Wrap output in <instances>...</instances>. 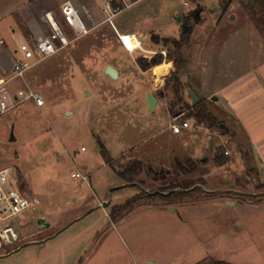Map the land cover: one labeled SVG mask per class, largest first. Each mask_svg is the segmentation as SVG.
Listing matches in <instances>:
<instances>
[{
    "label": "rangeland",
    "instance_id": "rangeland-1",
    "mask_svg": "<svg viewBox=\"0 0 264 264\" xmlns=\"http://www.w3.org/2000/svg\"><path fill=\"white\" fill-rule=\"evenodd\" d=\"M63 1L0 0V11L7 13L0 19V60L7 71L11 52L29 34L49 31L48 10L64 25ZM72 1L94 28L15 80L16 87L39 91L43 106L26 100L0 115V169L16 170L21 190L38 200L49 222L43 227L39 212L28 209L18 240L0 239V264L247 263L261 257L264 108L242 94L232 99L233 91L247 90V79L223 91L245 113L240 118H229L219 100L197 94L220 121L210 126L188 117V107L171 106V61L146 68L138 61L156 53L164 57L169 45L162 38L179 37L181 24L190 21L191 41L182 49L189 73L183 77L208 89L235 78L264 59V12L256 0L251 7L244 0H138L111 21L101 10L103 18H87L96 0ZM108 66L118 77L106 73ZM185 79L180 94L192 105L187 89L194 86ZM147 88L162 94L164 105L159 100L150 109ZM179 114L176 122L188 120L190 126L175 133L170 122ZM137 160L168 171L167 179L145 171L130 183L118 175ZM177 161L196 168L186 173ZM77 169L89 183L72 176ZM187 179L195 184L159 194ZM133 197L127 209L113 211Z\"/></svg>",
    "mask_w": 264,
    "mask_h": 264
},
{
    "label": "built area",
    "instance_id": "built-area-1",
    "mask_svg": "<svg viewBox=\"0 0 264 264\" xmlns=\"http://www.w3.org/2000/svg\"><path fill=\"white\" fill-rule=\"evenodd\" d=\"M138 0H105L103 11L108 15L104 20L111 19L124 9L131 7ZM60 11L64 20V25L52 16H46L49 31L40 36L29 34L18 49L13 51L11 68L4 69L0 63V115L6 113L26 100H33L38 106L45 104L42 94L31 88L16 87L15 80L24 79L26 72L40 61L52 56L58 51L68 46L74 39L89 33L94 27L90 26L77 7L69 0L60 5ZM45 18V17H44ZM87 18L93 19V15L88 12ZM73 33L71 37L67 31ZM4 43L0 39V47ZM20 53V55H17ZM165 82V79H161ZM181 115L173 117L170 127L173 132L179 133L182 128L189 127V121L184 120L182 124L176 122ZM84 149V148H83ZM76 179L88 182V174L80 170L72 173ZM38 200L28 198L19 186V176L13 167L0 169V239L12 244L19 238L20 223L26 221V211L36 210Z\"/></svg>",
    "mask_w": 264,
    "mask_h": 264
},
{
    "label": "trees",
    "instance_id": "trees-1",
    "mask_svg": "<svg viewBox=\"0 0 264 264\" xmlns=\"http://www.w3.org/2000/svg\"><path fill=\"white\" fill-rule=\"evenodd\" d=\"M247 1L248 5H250L251 0H244ZM256 4L262 12H264V0H256ZM202 11V8L199 7L197 10L193 12V17L195 18V22H198L200 19V13ZM194 24L190 21H185L181 24V34L179 37H164L162 38V41L164 44L169 45V48L167 49L166 55L163 57L161 53H156V55L152 59H146L144 57H141L138 59L139 63L144 67H148L150 65L158 64L163 61H172L174 65V71H172L169 79H167V83L172 86L173 91L176 94V101L171 105L172 107L176 106L177 104H181L184 107H188L189 113L187 114L188 117L193 118L195 122L199 124H207L210 126H217L219 125V120L217 116L212 113L206 103V101L198 96V99L195 103L192 105H189L183 98V96L180 94L182 91L184 85L181 81L180 72H183L187 69V62L186 59L183 56L182 49L185 45L189 44L191 41V36L193 32ZM157 41L159 39L157 38ZM220 157H217L219 159ZM225 161H222L220 163H224ZM109 163H111L109 161ZM177 164L184 172H190L192 168L187 169L180 161H177ZM191 167V164L189 165ZM195 167V166H194ZM196 168V167H195ZM194 168V169H195ZM192 169V170H194ZM147 172L149 174H153V178L155 180H165L168 176V171L160 170L156 171L151 164L145 163L142 161H134L132 163H129L126 165L123 169L117 170V173L120 177H122L124 180L132 183L136 180H138L139 176L143 172ZM195 184V182L191 179L183 180L175 185L170 186V188H163L161 191L168 192L167 194L159 193L161 196H170L173 193V189L176 187L180 188H190ZM264 185V183H263ZM137 197H133L132 199L128 200L125 204L117 206L113 209L114 212L116 210L123 211L128 208L133 202H136ZM169 204H171L169 202ZM212 264H230L229 262H226L224 260H215Z\"/></svg>",
    "mask_w": 264,
    "mask_h": 264
},
{
    "label": "crops",
    "instance_id": "crops-1",
    "mask_svg": "<svg viewBox=\"0 0 264 264\" xmlns=\"http://www.w3.org/2000/svg\"><path fill=\"white\" fill-rule=\"evenodd\" d=\"M64 1H66V0H64ZM69 1H71L77 7V9L79 10V6H77L75 2H73L72 0H69ZM99 5H100L99 0H96L95 3H94V5H93V10H91V8H90V9H88L87 13L90 12L92 15H95L96 14L98 16V18L99 17L100 18H103V17L99 16V13H98L100 10H101V12H103V10H102L103 9V4L100 5V7H99ZM59 8H60V6H59ZM5 13H6V11H5ZM5 13H4V10L3 11H0V19L6 16L7 13L6 14ZM46 14L48 16H51L53 13H52V11H49L48 10L46 12ZM53 18H55V17H53ZM55 19L57 20V18H55ZM11 30L12 31H15V28H11ZM0 39H3V38L0 37ZM4 45H5V40H4V43L0 47V51H2V52H3V46ZM0 55H1V52H0ZM11 57H13V51L11 52L10 58ZM260 61L261 62L257 66L254 65L252 68L249 67L248 69L245 70V72H242L241 74H239L235 78H233V79L231 78L230 80H227L225 82H221L219 84H215V85L211 86V88H209V89L205 86V83H203V82H196V84L193 85L192 82L189 81V79L187 80V79H185L183 77L186 73L183 74V72H182L181 73V78L183 80L185 79L189 83V85L194 86V90L196 91L197 94L204 93L205 94V98L212 97V99L214 101L219 100V102L222 105V107L227 111L228 115H230L229 118H233V117L240 118L245 113L242 112V111L240 112V106L239 105H237V106L234 107V105H232L230 103L231 100L227 96H225L223 94V91L227 87H229V88L230 87H233L239 81L246 80L247 79L246 82L247 81L248 82L245 83V86H244V87L247 88V90L244 91V90L240 89V90H237V92H236V90L233 91L232 92L233 93L232 94V96H233L232 99H236L238 97V94L239 95L242 94V95H245L247 97L246 100L255 101V102L258 101L260 103V104L259 103L256 104L255 107H258L259 105L261 106V104H262V108H264V104H263L264 103V59H262ZM0 63L2 64V66L4 67V69H6L4 63L1 60H0ZM11 63H12V58H11ZM186 71H187V74H188L189 73V70H186ZM254 73H256V77H255ZM222 74H223V71H222V73H220V76ZM249 76H252V77L249 78ZM146 91L149 92L148 88H147ZM150 92H152V91H150ZM152 93L155 96L156 101H157V105H156L155 109L159 105V100H160V104L161 105H164V102H163L162 97H161L162 94L161 95H158V94H155L154 92H152ZM231 102L236 103L234 101H231ZM237 103H239V102H237ZM165 107H166V105H165ZM239 115H240V117H239ZM232 188H234V189H230V191H232V192L233 191H236L235 185H233ZM236 202H237V200H235L234 203H236ZM252 208L258 209L260 207L259 206H254ZM263 225H264V219H263ZM262 235H263V238H262V241H261L262 242L261 243L262 245H261V249H260L261 250V257H258L256 259H252L251 261H249L247 263H239V262H235L234 260H231V259H217V260H224L226 262H229L230 264H264V226L262 228ZM212 263L213 262H209L208 264H212Z\"/></svg>",
    "mask_w": 264,
    "mask_h": 264
},
{
    "label": "water",
    "instance_id": "water-1",
    "mask_svg": "<svg viewBox=\"0 0 264 264\" xmlns=\"http://www.w3.org/2000/svg\"><path fill=\"white\" fill-rule=\"evenodd\" d=\"M254 2H255V0H252V3H254ZM106 73H108L111 77H114V78L118 77V71L114 67H112V66H108L107 67ZM187 93H188L189 97L191 98L192 102L195 103L197 101V99H198L196 91L194 89H192V88L189 87L187 89ZM147 101H148L149 108L152 109V110L155 109V107L157 105V101H156V98L153 95V93L150 92V91L147 92ZM12 139H15L13 135H12ZM151 193H154V192H151ZM157 193H159V191H157ZM160 193L167 194L168 192L162 191ZM108 203H109V201H104L102 203V205L105 206ZM36 211L39 212L38 223L41 224L43 227L48 226L49 225V222L46 220L45 217H43L41 215V211L38 210V208L36 209Z\"/></svg>",
    "mask_w": 264,
    "mask_h": 264
}]
</instances>
